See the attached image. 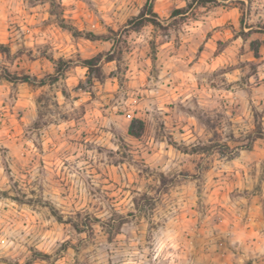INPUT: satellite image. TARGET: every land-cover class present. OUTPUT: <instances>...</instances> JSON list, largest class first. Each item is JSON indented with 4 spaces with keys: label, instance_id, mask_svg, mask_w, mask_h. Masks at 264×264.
<instances>
[{
    "label": "rangeland",
    "instance_id": "obj_1",
    "mask_svg": "<svg viewBox=\"0 0 264 264\" xmlns=\"http://www.w3.org/2000/svg\"><path fill=\"white\" fill-rule=\"evenodd\" d=\"M146 1L0 0V264H264V0Z\"/></svg>",
    "mask_w": 264,
    "mask_h": 264
},
{
    "label": "trees",
    "instance_id": "obj_2",
    "mask_svg": "<svg viewBox=\"0 0 264 264\" xmlns=\"http://www.w3.org/2000/svg\"><path fill=\"white\" fill-rule=\"evenodd\" d=\"M219 1H224V0H187L186 7L176 9V13L185 12L187 8L192 7L193 5H205L206 3H217ZM239 1L243 2V0H239ZM145 13L151 14L152 16H155L154 13H153L152 0H147L146 3L144 4L143 9L140 12V14L142 16ZM144 21L150 22L152 24H157L155 19L149 18V17H143V19L140 22H144ZM94 38H96V37H94ZM2 47H3V45L0 44V48H2ZM108 59H111V57H109ZM128 132H129V134L134 135V136H138L139 135V133L137 131H134L132 129V127H129Z\"/></svg>",
    "mask_w": 264,
    "mask_h": 264
}]
</instances>
